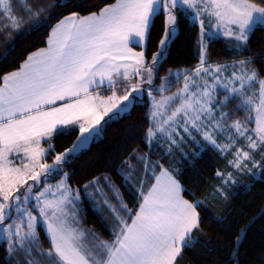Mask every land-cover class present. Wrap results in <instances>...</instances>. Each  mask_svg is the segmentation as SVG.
Wrapping results in <instances>:
<instances>
[{"label":"snow or ice","instance_id":"snow-or-ice-1","mask_svg":"<svg viewBox=\"0 0 264 264\" xmlns=\"http://www.w3.org/2000/svg\"><path fill=\"white\" fill-rule=\"evenodd\" d=\"M32 33L43 46L16 63ZM182 40L195 64L165 69ZM0 65V264H264V243L241 260L254 225L264 237V189L232 215L264 184V0H0ZM137 106L108 171L74 187ZM209 149L222 163L197 194L184 170L202 176ZM85 199L108 210L110 238L82 226Z\"/></svg>","mask_w":264,"mask_h":264},{"label":"trees","instance_id":"trees-1","mask_svg":"<svg viewBox=\"0 0 264 264\" xmlns=\"http://www.w3.org/2000/svg\"><path fill=\"white\" fill-rule=\"evenodd\" d=\"M112 2V0H80V3L87 5H102L104 3ZM87 10V8H85ZM257 35H260V32H257ZM44 43V35L40 33H32L30 36L25 39L19 41L16 47V53L13 55L17 56L16 63H18L19 59H23V56L26 55L27 51L32 50L35 47L43 46ZM191 45L190 40H182L178 41L177 45L174 46V51L172 54V58L169 59L165 64V69L169 66H183V65H194L195 59L192 58L191 53L189 51ZM254 50L259 48V45H253ZM151 50H154L151 49ZM216 53H213L215 56ZM11 66H15L14 64ZM0 68H3L0 65ZM3 70H8L4 68ZM164 69L161 70V75H163ZM159 81V80H157ZM176 86L173 84L172 87ZM170 90V89H169ZM144 108L135 107L132 110L131 115H125L122 119L111 122L107 127L103 138L99 141L93 143L90 146L89 151L85 152V154L80 158L77 162V176L73 177V180L70 183L75 187L77 183L82 185L83 181L79 180V175L87 173L85 179L90 178L93 175H96L100 172L108 171L103 161L106 159L107 154L111 151L115 145L120 141V139L125 135V130L130 124H136L137 126L142 120ZM70 139H62L58 141L62 147L68 146L70 143ZM59 150V149H58ZM197 165L199 167L200 173L202 176L193 174L190 168L184 170V182L186 184H193L196 181L199 182L198 187L195 189L197 194H199L207 185V181L211 178L212 172L215 170L217 166H219L222 161H219L216 153L212 152L210 149L203 154L202 159L197 160ZM261 189H264V184H261L259 180L256 181L251 191L245 195L243 192L238 193L233 201L234 208L236 211L233 212L232 215H237L238 210L243 207L245 203H247L250 199L255 197L256 204L260 202L259 193ZM121 191H124L121 189ZM125 200L131 203L128 194L125 192ZM223 204H217L216 210L219 212L223 209ZM254 208L255 205H252ZM86 222L93 226L96 231L101 233L102 235L109 236L111 233L107 229L106 223L95 213V211L88 205H86ZM231 218V217H230ZM243 223V220L240 221ZM264 243V237L261 236V231L259 225H254L252 230L248 233V238L245 240L242 248H241V260L249 261L252 260L256 253L259 251L261 244ZM47 242L45 241V246ZM214 256L216 254H213ZM183 264H197V258L194 257L191 253L186 252L183 258Z\"/></svg>","mask_w":264,"mask_h":264},{"label":"rangeland","instance_id":"rangeland-1","mask_svg":"<svg viewBox=\"0 0 264 264\" xmlns=\"http://www.w3.org/2000/svg\"><path fill=\"white\" fill-rule=\"evenodd\" d=\"M157 83H159V81H157ZM175 87H172L169 91H174L175 90ZM157 95H159V93H157ZM56 179H58V177H56ZM51 182H54L51 181ZM86 205L90 206V203L88 200H84L82 204L79 205V208H80V212H79V218L82 222V226L86 229H94L93 226L89 225L87 222H86V215H85V211H86ZM91 207V206H90ZM92 208V207H91ZM93 209V208H92ZM71 210V209H70ZM95 211V210H94ZM95 213L106 223V226H107V229L109 230L110 232V228H111V216L110 214L108 213V210L107 209H102L101 212H96ZM107 216L108 219L105 220L103 219V217ZM95 230V229H94ZM96 231V230H95ZM98 232V231H96ZM99 233V232H98ZM111 233V232H110ZM101 234V233H100ZM102 235V234H101ZM104 238H110L109 236H105V235H102Z\"/></svg>","mask_w":264,"mask_h":264}]
</instances>
